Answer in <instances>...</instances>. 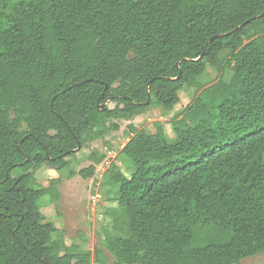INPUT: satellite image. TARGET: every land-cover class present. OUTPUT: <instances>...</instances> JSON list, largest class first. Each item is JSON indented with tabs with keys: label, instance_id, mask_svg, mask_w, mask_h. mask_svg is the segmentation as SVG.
<instances>
[{
	"label": "trees",
	"instance_id": "16d2710c",
	"mask_svg": "<svg viewBox=\"0 0 264 264\" xmlns=\"http://www.w3.org/2000/svg\"><path fill=\"white\" fill-rule=\"evenodd\" d=\"M209 66L221 77L206 85ZM185 88L195 99L174 140L130 125V177L106 172L118 208L101 247L62 253L41 213L58 181L36 187L34 172L66 170L119 122L172 111ZM108 253L112 264L264 256V0H0V264H109Z\"/></svg>",
	"mask_w": 264,
	"mask_h": 264
},
{
	"label": "rangeland",
	"instance_id": "374dc122",
	"mask_svg": "<svg viewBox=\"0 0 264 264\" xmlns=\"http://www.w3.org/2000/svg\"><path fill=\"white\" fill-rule=\"evenodd\" d=\"M231 75V71L226 70L224 79L229 81ZM220 77L221 75L209 66L203 83L206 85L216 83ZM194 99V90L185 88L180 93V103L172 111L151 108L131 122H119V131L109 133L105 139L88 144L82 151L69 157V166L66 170L61 172L44 166L34 172L36 187H49L51 181H58L59 201L52 204L48 198H43L41 213L47 221L55 224L58 230L55 240L60 242L62 253L75 243L94 255V251L101 247L106 231L114 224V216L110 210L118 208L117 202L113 200V194H118L119 187L108 182L106 172L111 165H117L127 177H130L128 164L121 154L133 135L130 125L136 131L144 129L149 134H155L157 129L162 127L169 136V141H172L175 139L172 122ZM108 106L113 107V104L108 103ZM93 152L96 153V158L105 155L101 164L97 165L92 159ZM91 165L96 166L94 177L83 178L79 174L80 171ZM108 256L109 264H112L113 259L109 253ZM241 264H264V256L257 255L244 259Z\"/></svg>",
	"mask_w": 264,
	"mask_h": 264
},
{
	"label": "water",
	"instance_id": "95a60500",
	"mask_svg": "<svg viewBox=\"0 0 264 264\" xmlns=\"http://www.w3.org/2000/svg\"><path fill=\"white\" fill-rule=\"evenodd\" d=\"M102 108L105 109V105H103Z\"/></svg>",
	"mask_w": 264,
	"mask_h": 264
}]
</instances>
